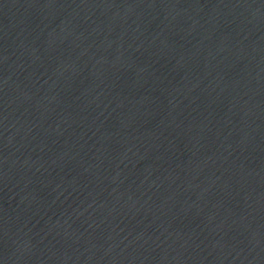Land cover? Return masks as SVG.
Listing matches in <instances>:
<instances>
[{
	"label": "water",
	"instance_id": "1",
	"mask_svg": "<svg viewBox=\"0 0 264 264\" xmlns=\"http://www.w3.org/2000/svg\"><path fill=\"white\" fill-rule=\"evenodd\" d=\"M0 264H264V0H0Z\"/></svg>",
	"mask_w": 264,
	"mask_h": 264
}]
</instances>
